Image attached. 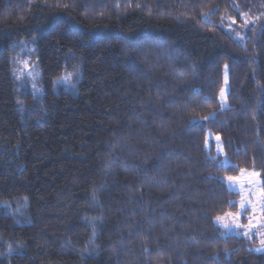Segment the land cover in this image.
<instances>
[{
	"label": "trees",
	"instance_id": "trees-1",
	"mask_svg": "<svg viewBox=\"0 0 264 264\" xmlns=\"http://www.w3.org/2000/svg\"><path fill=\"white\" fill-rule=\"evenodd\" d=\"M242 170L264 192V0H0V264H264L216 224Z\"/></svg>",
	"mask_w": 264,
	"mask_h": 264
},
{
	"label": "rangeland",
	"instance_id": "rangeland-1",
	"mask_svg": "<svg viewBox=\"0 0 264 264\" xmlns=\"http://www.w3.org/2000/svg\"><path fill=\"white\" fill-rule=\"evenodd\" d=\"M14 74L18 80L20 94L23 97L25 96L23 103L26 104L27 101L34 102L32 100L45 94L43 73L33 44L25 43L24 47L21 46L17 50L14 59ZM76 83L77 81L73 80L72 77H64L56 82L55 89L58 90L62 86L68 90L73 89ZM228 92L229 77L225 72L224 86L220 93L223 108L229 107ZM212 148L216 150L218 155H225L221 138L210 134L207 138V149L211 150ZM226 183L231 191L240 194L238 199L239 211L220 216V219L216 220V224L227 235L237 234L259 240L260 246L257 248V252L264 253V192L261 176L252 170H242L236 176L227 177Z\"/></svg>",
	"mask_w": 264,
	"mask_h": 264
},
{
	"label": "snow or ice",
	"instance_id": "snow-or-ice-1",
	"mask_svg": "<svg viewBox=\"0 0 264 264\" xmlns=\"http://www.w3.org/2000/svg\"><path fill=\"white\" fill-rule=\"evenodd\" d=\"M229 179H231V178H229ZM217 219H220V218L218 217ZM225 227H227V225H225Z\"/></svg>",
	"mask_w": 264,
	"mask_h": 264
}]
</instances>
